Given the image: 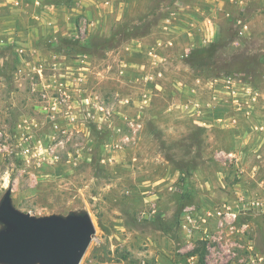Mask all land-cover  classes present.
Returning <instances> with one entry per match:
<instances>
[{"label": "rangeland", "instance_id": "374dc122", "mask_svg": "<svg viewBox=\"0 0 264 264\" xmlns=\"http://www.w3.org/2000/svg\"><path fill=\"white\" fill-rule=\"evenodd\" d=\"M7 194L89 216L80 264H264V0H0Z\"/></svg>", "mask_w": 264, "mask_h": 264}, {"label": "water", "instance_id": "95a60500", "mask_svg": "<svg viewBox=\"0 0 264 264\" xmlns=\"http://www.w3.org/2000/svg\"><path fill=\"white\" fill-rule=\"evenodd\" d=\"M0 262L7 264H80L95 234L89 216L40 218L22 213L7 194L0 206Z\"/></svg>", "mask_w": 264, "mask_h": 264}, {"label": "built area", "instance_id": "2783aa9c", "mask_svg": "<svg viewBox=\"0 0 264 264\" xmlns=\"http://www.w3.org/2000/svg\"><path fill=\"white\" fill-rule=\"evenodd\" d=\"M14 3H19V0H14ZM248 204L252 208H256L259 211L264 212V201L261 199H252L248 201ZM238 213L234 212L232 210V206L228 203L223 204L222 206L219 207H208L207 210L205 211V217L203 221H207L211 218H218L220 220V224L223 226L225 223L226 219L229 217L237 218ZM185 217L188 219V233L191 236L193 233V230L199 228L201 224H198V215L195 214V212L191 213H185ZM204 228H207V224L204 226ZM196 256L192 255L190 257V264H196ZM259 259H263V257L259 256ZM255 261V259H253ZM261 261V260H260ZM256 262V261H255ZM254 262V264H256Z\"/></svg>", "mask_w": 264, "mask_h": 264}, {"label": "crops", "instance_id": "0c3cea01", "mask_svg": "<svg viewBox=\"0 0 264 264\" xmlns=\"http://www.w3.org/2000/svg\"><path fill=\"white\" fill-rule=\"evenodd\" d=\"M240 197H243L244 198L245 195L240 196ZM243 198H240V200L243 199ZM229 204L232 206V202L231 201H229ZM251 227H252L251 224H243L242 229L249 228L248 230H251L252 229ZM248 230H247V232H248ZM250 234H251V231H250ZM244 235H245V237L247 239L248 249L252 252L255 249L254 248L255 247L254 246L255 245V242H254L253 239L250 238L249 233L245 234V232H244ZM252 258H254V257H252ZM206 260H207V258H206ZM93 264H131V263H121V262H115V261H107V262H99V263H93Z\"/></svg>", "mask_w": 264, "mask_h": 264}, {"label": "trees", "instance_id": "16d2710c", "mask_svg": "<svg viewBox=\"0 0 264 264\" xmlns=\"http://www.w3.org/2000/svg\"><path fill=\"white\" fill-rule=\"evenodd\" d=\"M196 252L198 253V256H199V264H207L205 248H202L200 251L196 250L193 253L195 254ZM100 261L104 262L105 260L104 259H100Z\"/></svg>", "mask_w": 264, "mask_h": 264}]
</instances>
